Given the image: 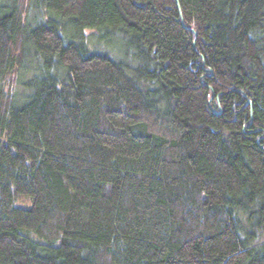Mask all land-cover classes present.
<instances>
[{
	"label": "trees",
	"instance_id": "obj_1",
	"mask_svg": "<svg viewBox=\"0 0 264 264\" xmlns=\"http://www.w3.org/2000/svg\"><path fill=\"white\" fill-rule=\"evenodd\" d=\"M0 84V264H264V0H0Z\"/></svg>",
	"mask_w": 264,
	"mask_h": 264
},
{
	"label": "rangeland",
	"instance_id": "obj_2",
	"mask_svg": "<svg viewBox=\"0 0 264 264\" xmlns=\"http://www.w3.org/2000/svg\"><path fill=\"white\" fill-rule=\"evenodd\" d=\"M29 18H30V16H29ZM95 36H96L95 38L92 37V39L87 42L89 48H91V49L94 48V49L98 50L99 52H103L104 51V52H107L109 54H111V53L113 54L114 53L113 51L116 50L113 47L114 43H112V41L107 40L108 39L107 35H104L103 33L102 34L101 33H97ZM29 61H30V59L28 60V62ZM28 62H27V64H28ZM32 76L33 75H29L25 80L27 81ZM24 77H25L24 75L22 77H19V79H18L19 83L16 84L11 91H13L14 93H17V92L20 93L21 92L22 84L24 82ZM0 88L2 90H6L7 85H5V84L1 85L0 84ZM22 205H24V204H21L19 202L16 203V206H22ZM24 206H26V205H24Z\"/></svg>",
	"mask_w": 264,
	"mask_h": 264
},
{
	"label": "water",
	"instance_id": "obj_3",
	"mask_svg": "<svg viewBox=\"0 0 264 264\" xmlns=\"http://www.w3.org/2000/svg\"><path fill=\"white\" fill-rule=\"evenodd\" d=\"M176 7L179 8V7H178V4L176 5Z\"/></svg>",
	"mask_w": 264,
	"mask_h": 264
}]
</instances>
